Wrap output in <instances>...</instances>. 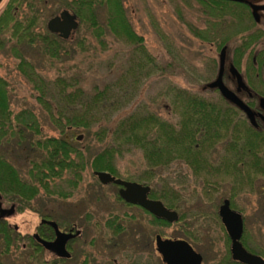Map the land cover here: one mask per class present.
I'll use <instances>...</instances> for the list:
<instances>
[{"label": "trees", "instance_id": "trees-1", "mask_svg": "<svg viewBox=\"0 0 264 264\" xmlns=\"http://www.w3.org/2000/svg\"><path fill=\"white\" fill-rule=\"evenodd\" d=\"M196 1L204 15L222 18L229 14L234 18L230 26L245 28L246 32L240 30L234 34L239 41L231 50L227 49L228 38L217 43L218 59L212 58L208 66L216 73V78L221 51H225L222 80L228 87L230 84L227 81L233 82L232 79L239 78L242 93L237 89L238 94L234 92L252 111L254 123L244 109L225 98L216 87L210 88L208 84L203 87L217 94L212 98L202 91L172 83L165 95L170 100V113L178 118L177 123L138 110L117 121L110 119L104 122L102 113L114 102L109 103L113 90L97 84L88 89L80 81V75L59 74L54 79H46L22 60L18 69L32 85L36 101L55 133H43L38 116L32 110L24 108L13 111L7 81L0 76V145L26 142L41 154L38 159L32 160L27 176L22 177L18 169L0 153V195L15 196L20 201L29 202L40 190L59 197L74 194L86 169L96 182L99 181L95 171H106L118 178L121 174L117 157L130 149L142 150L148 169L140 175L128 173L123 179L144 180L148 184L155 180L153 193L162 198L171 195L170 202L173 203L181 190L164 179H158L159 188H156L154 168L167 167L175 160L184 161L194 176L203 179V194L217 192L222 180L233 178L236 183H247L248 179L264 177V121L254 111L261 107L260 100L264 99L261 67L264 59V50L261 49L264 30L258 27L254 12L246 0ZM58 2V5L78 16L82 35L89 32L104 49L108 48V35L124 46L117 48L114 54L128 57L129 75L144 72L149 77L153 73L149 68L145 69L154 60L146 50L142 36L133 29L123 0ZM23 3L24 0H7L0 11V49L10 40L28 44L38 41L47 56L58 59L61 49L67 52L66 44L74 34L64 40L49 32L47 27L43 32L37 31L41 22L40 11L33 4L25 9ZM203 32L208 31L197 30L195 34L202 42H206ZM75 44L83 47L84 40H78ZM225 62L229 63L228 70ZM153 66L156 67L155 71L162 73L155 64ZM78 130L86 132L84 136L88 138L96 136L99 141L107 139V143L91 156L89 152L81 150V144H85V149H91L89 144L77 142V135L73 136V132ZM217 144L225 149L219 166L208 156L209 149ZM5 225L0 220V231ZM231 263L243 264L237 261Z\"/></svg>", "mask_w": 264, "mask_h": 264}, {"label": "rangeland", "instance_id": "rangeland-1", "mask_svg": "<svg viewBox=\"0 0 264 264\" xmlns=\"http://www.w3.org/2000/svg\"><path fill=\"white\" fill-rule=\"evenodd\" d=\"M6 2L7 0H3L0 3V11ZM23 4L25 9L30 4L39 9L41 15V22L37 27L39 32L45 30L46 22L50 17L65 9L58 5V0H24ZM255 4L252 3L251 6ZM257 5H264V0H258ZM123 6L133 29L142 36L146 50L154 60L152 64L145 67L153 71L149 77L144 72L134 73V76L129 75L127 73L130 64L128 57L126 55L119 57L118 54H114L117 48H124V46L108 35L106 38L108 48L104 49L89 32L81 34L82 26L79 22L78 29L66 44L67 52L61 49L58 59L47 56L38 41L35 44H28L10 40L4 48L0 49V76L7 81L13 111L18 112L24 108L32 110L38 116L43 133H55L49 127L47 118L36 101L32 85L18 69L22 60L28 62L46 79H54L59 74L80 75V81L88 89L97 84L113 90L109 103L114 102L102 113L104 122L110 119L117 121L128 113L138 110L148 111L158 115L164 121L177 123L178 118L170 113V100L165 95L170 83L193 91H202L208 97L213 98L217 95L203 88L216 79V73L209 68L208 64L212 63V58L218 59L217 43L228 38L227 49L231 50L239 41L234 34L240 30L244 31V27L237 29L234 25L230 26L234 18L229 14L223 15L222 18L204 15L201 11L202 7L196 0H123ZM255 12L257 25L264 30L263 12L259 10V7ZM100 20L103 21L102 18ZM196 29L208 31L203 32L206 42L198 38L195 34ZM81 39L84 40L83 47L75 44ZM261 49L264 50V41ZM154 64L162 70V73L159 70L155 71ZM225 66L228 70L229 63L225 62ZM261 67L264 78V59H262ZM238 79L237 77L232 79L233 82L227 81L230 84L228 88L233 92L237 89L242 93L241 82ZM132 81L135 83L133 84ZM260 105L264 108V100ZM79 134H82L84 139L77 142L83 141L91 147V149H85V144H81L83 148L81 150L89 152L91 156L107 143V139L99 141L96 136L90 138L84 136L86 132L82 130L73 132V136ZM67 138L69 139V135ZM217 145L214 149L213 147L209 149L208 156L213 161L214 156L222 153ZM0 153L18 169L22 177L27 176L32 160L38 159L41 155L38 149L31 148L26 142L0 145ZM117 167L121 174L118 178H125L124 176L128 173L140 175L148 169V164L141 149H130L117 157ZM154 172L156 188H159L158 179H164L174 188L181 190L182 199L199 198L198 195L203 192V179L194 176L185 162L180 159L173 161L167 167L154 168ZM94 186L100 188L99 192L105 194H114L117 190L111 183L101 186V183L96 182L86 169L83 172L81 184L70 201L78 202L81 200L80 195L94 192ZM213 194H216L214 201L235 195V205L242 208L245 213L246 231L250 241L253 242L250 245L264 253V177L248 179L247 183H236L233 178L222 180L217 192ZM1 201L4 207L14 202L23 205L26 211L8 220L12 225H18L22 231L33 229L37 222L36 211L50 213L61 204L69 202L68 199L58 198L42 190L29 202L19 199L17 201L1 199ZM180 207L183 211L189 209L190 205ZM196 208L192 207V209ZM20 246L21 244L11 247L10 256L3 260L4 264H29L25 255L20 256Z\"/></svg>", "mask_w": 264, "mask_h": 264}, {"label": "flooded vegetation", "instance_id": "flooded-vegetation-1", "mask_svg": "<svg viewBox=\"0 0 264 264\" xmlns=\"http://www.w3.org/2000/svg\"><path fill=\"white\" fill-rule=\"evenodd\" d=\"M246 1L251 10L252 3L258 4V0ZM257 4L254 6L264 14V5ZM254 111L264 121V108ZM217 147L222 153L214 156V161L210 159L219 166L225 149L220 144ZM121 179L149 187L146 199L161 202L164 208L176 212L177 219L169 221L137 202L125 200L119 193L124 187L111 183L117 188L114 194L101 193L94 186V192L80 195L81 200L76 203L70 201L75 194L55 195L69 202L50 213L36 211L33 229L22 231L8 220L25 208L17 202L4 207L1 199L18 198L0 195V220L6 223L0 231V264L10 256L11 247L19 244L20 256L25 255L29 264H198L199 259V264H232L236 261L232 257V238L219 213L225 200L231 210L241 215L240 243L248 252L264 259V253L250 245L253 242L246 231L245 213L235 205V195L217 201L216 194L202 193L199 198L185 199L179 195L181 198L177 196L173 203L171 195L162 198L153 193L155 180L148 184L144 180ZM181 205L190 207L181 211Z\"/></svg>", "mask_w": 264, "mask_h": 264}, {"label": "water", "instance_id": "water-1", "mask_svg": "<svg viewBox=\"0 0 264 264\" xmlns=\"http://www.w3.org/2000/svg\"><path fill=\"white\" fill-rule=\"evenodd\" d=\"M256 8V6H252L254 16L257 19V14L255 12ZM46 27L49 32L57 34L61 39L67 40L78 29L79 19L74 12L68 9H62L59 13L50 17L47 20ZM224 58L225 51L222 50L220 55V66L218 75L215 80L208 84V86L210 88L216 87L225 98L244 109L251 122L254 123V116L250 108L246 104H244V102L236 95V93L230 90L222 80V74L224 71ZM82 138V134L76 136V140L78 141ZM94 174L98 178V180L103 184L114 183L117 185H122L124 188H122L119 193L125 200L129 202H137L144 206L146 209L154 212V214H156L157 216L163 217L169 221L177 219L176 212L167 210L163 207L161 202L150 201L146 199V193L149 191V187L142 186L137 182L122 180L121 178H117L106 171H95ZM219 213L222 222L226 227V230L232 238L233 259L244 264H264L263 258L248 252L240 243L239 238L243 230L242 218L239 213L234 212L230 209L228 200L224 201L223 205L220 207ZM0 214H3L1 205ZM51 224L55 226L53 222H51ZM59 235L61 234L59 233ZM199 262L200 259L198 260V264Z\"/></svg>", "mask_w": 264, "mask_h": 264}]
</instances>
